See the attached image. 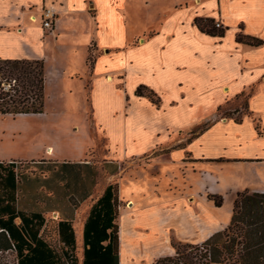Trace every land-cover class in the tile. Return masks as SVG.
<instances>
[{
	"label": "crops",
	"instance_id": "crops-1",
	"mask_svg": "<svg viewBox=\"0 0 264 264\" xmlns=\"http://www.w3.org/2000/svg\"><path fill=\"white\" fill-rule=\"evenodd\" d=\"M42 7L53 12L49 32L40 25ZM197 18L218 21L222 34L200 30ZM237 35L260 43L238 42ZM0 43L15 49L0 58L43 61V91L60 103L34 114L56 115L48 129L60 131L69 130V123L56 121L60 116H80L81 140L90 141L76 159L0 161L87 162L86 150L100 147L101 163L117 168L146 158L145 167L153 168V197L140 194L147 204L138 206L129 192L124 197L118 264H151L158 243H199L221 230L228 217L218 216L208 194L223 201L227 193L232 202L237 191L264 193L257 181V170L264 173V0H0ZM138 86L155 102L136 94ZM242 95L245 109L236 120L230 113L239 109L228 107ZM225 165L243 179L227 182Z\"/></svg>",
	"mask_w": 264,
	"mask_h": 264
},
{
	"label": "trees",
	"instance_id": "trees-1",
	"mask_svg": "<svg viewBox=\"0 0 264 264\" xmlns=\"http://www.w3.org/2000/svg\"><path fill=\"white\" fill-rule=\"evenodd\" d=\"M195 25L210 34L221 35L222 30L205 18L194 19ZM236 40L248 45H258L260 40L248 35H237ZM43 61L29 58H0V114L40 113L43 109ZM135 93L145 94L152 102L153 93L138 86ZM28 163L0 161V250L13 248L16 264H75L72 255L74 235L70 221L60 218L56 222L60 251L38 233L43 223L40 211L53 207L54 195H45L40 185H45L36 174L16 170V164ZM29 164V163H28ZM113 173V167L101 163ZM32 165L45 172L60 166L80 167L85 184L84 195L93 184L92 166L88 162H34ZM107 184L90 206L81 226L80 264H118L116 188ZM214 206L221 197L208 194ZM22 206H19V202ZM38 201V202H37ZM45 201L48 206L39 205ZM23 207L27 209L23 210ZM18 221H17V220ZM17 221V222H16ZM120 242V241H119ZM171 253L159 255L151 264H264V193L241 190L234 194L231 215L227 224L211 233L199 243L173 242Z\"/></svg>",
	"mask_w": 264,
	"mask_h": 264
},
{
	"label": "rangeland",
	"instance_id": "rangeland-1",
	"mask_svg": "<svg viewBox=\"0 0 264 264\" xmlns=\"http://www.w3.org/2000/svg\"><path fill=\"white\" fill-rule=\"evenodd\" d=\"M36 1L37 0H19L21 3H34ZM42 9L44 8L42 7ZM30 21H33L32 16L30 17ZM26 39L30 40L27 37ZM12 50L15 49L0 43L1 54L11 55L14 53ZM244 102L245 99L242 95L239 98H236L231 107L224 106V108H238V112L235 111L232 114L230 113V116H234L237 120L240 115L244 113ZM57 103H60V100L56 96H52L48 93L46 94L43 91L44 108L50 111L51 105L57 106ZM220 113L221 111L218 114ZM55 116L49 114H18L14 117L0 116V158H35L40 155H56L57 157H64L67 159H76L81 157L83 151L85 150H83L84 146L90 142L88 137L87 139L81 140V136L84 133V131L80 128L83 125V123H81V117L76 116V118H74L75 116H71L70 119L65 120L63 116H60L56 121L69 123L66 126L69 127V130H50L48 129V125L51 126L50 123L54 121ZM98 151H101L100 147L89 148L86 150L84 155L83 160H86L92 166L93 170V184L90 191L85 195L83 194L85 192V184L83 183V180H81L82 169L80 167L75 166L63 168L56 166L50 173L42 172L43 170L36 169L31 163L16 164V170L21 173L26 172L27 174H37L38 176L46 173L49 174L48 178L45 179V185L49 186L51 190L44 191V193L47 195L50 194V191L54 192V198H56L55 203H57L60 207V210L55 212L48 210L40 211L41 216L43 217V223L39 228L38 233L44 240L50 243V245L60 251L62 245L57 240L56 222L60 218L68 219L74 235L72 255L74 257L75 264H80L81 259L82 247L80 229L82 223L87 216L90 206L102 193V190L107 182L116 188L117 201L116 216L114 218V222L116 224L119 214L124 210H127L128 202L124 198L126 197L127 192L132 193V198L134 200L139 199L138 206H144L147 204V200L142 199L140 196L142 192H146L150 198L153 197L152 189L154 179L152 178V175L154 176V172L152 171L153 168L145 167L144 162H146V158L132 160V162H120V167H117L112 174H108V170H106L100 162ZM225 166L226 168L224 169V172L221 173H223L227 182L234 184L243 179V174H241V172L233 165ZM260 171L261 170H257V174L259 175L257 176V181L264 182V173L260 174ZM149 173L151 175L148 176ZM247 176L249 175H246L245 177L248 178ZM226 194L227 193L223 194V201L222 197L219 195L221 197V202L219 205L220 207L218 206L216 211L218 216L228 217L227 220H229L232 202L228 199L229 196ZM48 203L49 202L46 203L45 201L40 202L43 207L48 206ZM134 209H136V205H134L131 210ZM120 233L123 236L124 242V247L120 242V257L121 261H123L126 258V243L124 240L123 228L120 229ZM121 248L123 249L121 250ZM134 250L138 251L137 248ZM171 252L172 249L169 244L158 243L157 247L151 250V257L149 261L152 262L157 256ZM5 261L6 263L4 264H11V256H7Z\"/></svg>",
	"mask_w": 264,
	"mask_h": 264
},
{
	"label": "built area",
	"instance_id": "built-area-1",
	"mask_svg": "<svg viewBox=\"0 0 264 264\" xmlns=\"http://www.w3.org/2000/svg\"><path fill=\"white\" fill-rule=\"evenodd\" d=\"M52 24H53V12L48 9L44 8L41 11L40 14V25L45 31H51L52 30ZM215 27H220L219 22H214ZM11 256V264H16V256L15 251L13 248L7 249V250H0V264L6 263V257Z\"/></svg>",
	"mask_w": 264,
	"mask_h": 264
},
{
	"label": "bare ground",
	"instance_id": "bare-ground-1",
	"mask_svg": "<svg viewBox=\"0 0 264 264\" xmlns=\"http://www.w3.org/2000/svg\"><path fill=\"white\" fill-rule=\"evenodd\" d=\"M34 20V19H33ZM120 242H121V245L124 247V242H123V236L121 235V237H120ZM123 249V248H122ZM121 256H122V252H121Z\"/></svg>",
	"mask_w": 264,
	"mask_h": 264
}]
</instances>
